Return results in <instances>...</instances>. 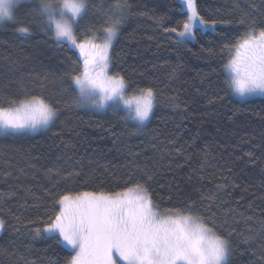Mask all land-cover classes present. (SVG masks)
<instances>
[{"label": "trees", "instance_id": "trees-1", "mask_svg": "<svg viewBox=\"0 0 264 264\" xmlns=\"http://www.w3.org/2000/svg\"><path fill=\"white\" fill-rule=\"evenodd\" d=\"M195 2L205 19L231 23L180 44L165 31L187 18L180 0H128L110 73L124 76L128 96L154 89L144 128L120 109L76 104L69 74L82 70L78 52L35 24L31 35L16 30L32 21V1L16 8L18 22L0 25V105L38 96L59 109L41 133L0 135V264H69L73 249L44 234L58 198L135 183L162 211L193 203V214L229 241L228 264H264V98L236 99L224 68L234 41L253 23L264 27V0ZM116 3L89 0L78 41L102 35L90 30L104 25Z\"/></svg>", "mask_w": 264, "mask_h": 264}, {"label": "snow or ice", "instance_id": "snow-or-ice-1", "mask_svg": "<svg viewBox=\"0 0 264 264\" xmlns=\"http://www.w3.org/2000/svg\"><path fill=\"white\" fill-rule=\"evenodd\" d=\"M180 2L187 18L177 27L165 29L176 34L177 43L195 40L197 31L214 32L218 23H231L205 19L195 0ZM19 3L20 0H0V24L18 22L15 10ZM32 3V21L16 30L31 35L35 24L46 33L50 31L58 43L79 50L82 70L69 74L77 89L76 104L113 111L123 107V119L135 121L137 126L148 121L156 100L154 89L141 88L137 94L128 96L124 76L109 74L113 40L127 16L128 0H117L116 12L105 14L104 25L90 30L103 32L100 43L94 34L78 41L75 33L88 14L89 0H32ZM230 50L235 55L224 65L228 88L241 97L264 95V27L250 25ZM58 112V108L38 96L13 100L8 107L0 105V135L47 127L57 119ZM245 155L252 157L253 153ZM56 203L59 210L49 217L44 232L74 250L69 264H228L229 241L204 217L193 214V203L162 211L143 184L135 183L117 192L66 193ZM3 226L4 221L0 220V228ZM36 234H40V229Z\"/></svg>", "mask_w": 264, "mask_h": 264}, {"label": "rangeland", "instance_id": "rangeland-1", "mask_svg": "<svg viewBox=\"0 0 264 264\" xmlns=\"http://www.w3.org/2000/svg\"><path fill=\"white\" fill-rule=\"evenodd\" d=\"M30 1H32V0H20V3L17 5V7H18L20 4H22V3L30 2ZM184 11L186 12V9H185ZM186 14H187V12H186ZM5 22H6V21H5ZM5 22H4V23H5ZM0 25H1V24H0ZM207 31H212V30L209 29V30H207ZM95 36H96V42H97V43L102 42L104 34H102V35H95ZM116 38H117V36H116ZM116 38L113 40V44H114ZM189 41H192V40H189ZM189 41H186V42H189ZM186 42H184V43H186ZM65 44H67V43H65ZM112 47H113V45H112ZM75 50L78 52V54H79V56H80L79 50H78V49H75ZM111 50H112V49H111ZM110 55H111V52H110ZM233 55H235L234 50H232L229 59H230ZM81 59H82V57H81ZM82 61H83V59H82ZM228 61H229V60H228ZM225 71H226V70H225ZM109 74L112 75V74L110 73V71H109ZM226 75H227V72H226ZM230 90H231V89H230ZM231 92H232V91H231ZM126 94H127V93H126ZM232 94H233V96H234L236 99L241 100V101H249V100H254V99H258V98H264V95H252V96L241 97V96H239V95H237V94H234L233 92H232ZM83 107L86 108L87 110H91V111H95V112H99V113L105 112V111H107L108 109H110V108L99 109V108H94V107H90V106H83ZM120 110H122V111L125 113V110L123 109V107H121ZM153 111H154V108H153ZM152 114H153V112H152ZM152 114H151V116H150V119H149L148 121L144 122V124L141 125V126H139V127L144 128L145 126H147V124H148V123L150 122V120H151ZM130 121H131V120H130ZM131 122L137 124V122H135V121H131ZM50 125H51V124H49L47 127L39 128V129L36 130V131H28V132H24V133H22V134H37V133H41V132L45 131ZM2 229H3V227L0 228V234H1V232H2ZM44 234H46V233L44 232ZM46 235L51 236V234H46ZM61 243H62L63 245H66V244L63 243V242H61ZM66 246H68V245H66ZM68 247H70V246H68ZM70 248H71V247H70ZM71 249H72V248H71ZM73 251H74V250H73ZM74 254H75V252H74ZM121 264H122V262H121Z\"/></svg>", "mask_w": 264, "mask_h": 264}]
</instances>
